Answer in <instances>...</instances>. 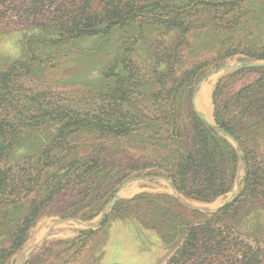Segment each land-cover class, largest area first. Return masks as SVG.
Instances as JSON below:
<instances>
[{"label":"trees","instance_id":"trees-1","mask_svg":"<svg viewBox=\"0 0 264 264\" xmlns=\"http://www.w3.org/2000/svg\"><path fill=\"white\" fill-rule=\"evenodd\" d=\"M251 1L0 0V29L2 16L21 13L20 21L55 36L44 38L43 47L66 46L74 39L108 43L118 35L121 50L99 76L107 83L94 91L87 108L63 103L48 90L28 96L24 81L34 69L28 61L16 60L0 72V227L11 229L0 242V264L23 247L40 213L63 192L80 190L87 209L79 219L95 218L119 184L114 173L162 178L183 197L200 202L231 191L236 150L191 102L207 64L196 62L202 47L194 32L241 30L246 22H241L245 10L240 2H247L246 9ZM205 12L213 19L203 22ZM225 40L228 46L215 49L212 68L235 52L230 37ZM247 47L249 60H264L263 46ZM32 57L41 63L34 52ZM222 88L218 80L211 93L213 120L238 143L242 162H251L264 115V73L229 97L222 98ZM39 129L48 134L41 137V149L34 148V154L24 149L17 158L19 138ZM115 156L121 162L108 161ZM20 163L23 168L16 171ZM259 179L264 176L247 167L237 196L213 212L180 203L202 219L168 225L165 234L177 243L164 264H264V247L244 239L231 222L243 193L251 189L255 194V186L264 189ZM19 204L26 207L14 221L8 208ZM123 204L117 202L115 209ZM77 205L65 217L78 213ZM161 212L173 216L166 208Z\"/></svg>","mask_w":264,"mask_h":264},{"label":"rangeland","instance_id":"rangeland-1","mask_svg":"<svg viewBox=\"0 0 264 264\" xmlns=\"http://www.w3.org/2000/svg\"><path fill=\"white\" fill-rule=\"evenodd\" d=\"M245 3L247 2H240L245 10L241 22H246L241 30L227 31V28L221 31L219 28L218 31L211 30L212 34L209 31L203 32L205 29L203 33L201 29L194 32L196 43L202 47L196 62L207 61L203 71L204 76L213 73L201 86L199 92L208 85L213 89L220 80L223 85L222 98L229 97L240 88L257 80L261 72L264 73V70L259 69L260 67L240 66L244 62H255L245 55L250 43L255 47H264V0H252L246 9ZM20 14L2 16L4 27L0 29V72L5 71L16 60L28 61L34 66L32 75L24 81L28 96L34 97L38 92L48 90L55 92L63 103H70L80 108L91 107L90 104L95 100L94 91L101 89L107 83L104 77L99 76H102L104 68L121 52L118 35H111L108 43L95 42L92 39H74L67 42L66 46L43 47L44 38L53 39L55 36H50L49 31L40 34L35 26L20 21ZM203 16V22L213 19V15L207 12ZM200 36L204 37L200 38ZM212 37L215 39L212 40ZM228 37L230 44L234 45L231 51L235 50V52L232 56L223 59L220 66L212 68L215 49L228 46L225 40ZM33 52L40 57L41 63L31 60ZM225 66L231 68L216 71ZM195 87L196 85L193 91ZM196 106L198 110L204 112L198 103ZM210 106L212 108L211 101ZM212 114L213 111L209 118L206 116L207 119H213ZM261 118L259 137L254 143L255 157L251 162H241L237 191L234 179L231 191L210 202L184 197L185 203L176 196L171 184L165 180L114 173V179L119 180V184L95 218L89 221L79 219L81 213L87 209L80 190L71 189L61 193L40 213L34 226L28 231L23 247L12 254L4 264H164L171 254V246L177 243L173 241V237L165 234L168 225L176 226L182 218L190 221L202 219L201 216L188 212L180 206V203L204 213L213 212L224 204L232 202L237 196L247 167L255 168L256 173L264 176L263 114ZM47 135V132L41 129L22 135L15 152L17 158H21L24 149L27 151L26 154H34V148L41 149V145L45 143L42 142V138H47ZM242 156H244L243 152ZM111 160L114 161L112 163H119L122 159L115 156L108 159L109 162ZM20 165L15 167L16 171L23 168L22 163ZM258 181L264 184V179ZM250 190L245 191L240 197V202L234 205L238 207V211L231 222L244 239L254 246L264 247V189L255 186V194ZM115 195H118V199L110 209H106ZM117 202L124 204L115 209ZM75 204H78L77 208L81 210L73 217H65V212ZM25 207L21 204L9 207L8 209L12 211L11 218L16 221L15 218L20 217ZM162 208L169 210L173 216L162 214ZM69 212H73L72 209H69L67 214ZM88 222L97 223L89 227L86 225ZM10 233L9 225L1 226L0 242L4 243Z\"/></svg>","mask_w":264,"mask_h":264},{"label":"water","instance_id":"water-1","mask_svg":"<svg viewBox=\"0 0 264 264\" xmlns=\"http://www.w3.org/2000/svg\"><path fill=\"white\" fill-rule=\"evenodd\" d=\"M246 66V67H262L264 66V60H255V62H244V63H241L240 66ZM229 66H225V67H222V68H219V69H216V71H221V70H228ZM214 71V72H216ZM213 73L210 72L208 73L206 76H203V78L196 84V87L192 93V98H191V102H192V105H193V109L194 111L197 113V115L202 119L204 120L211 128H213L217 133L221 134L222 136H224L225 138H227L231 144L234 146L235 150H236V153H237V157H238V170H237V173H236V178H235V188H236V191L238 189V178H239V174L241 172V162H242V151L238 145V143L228 134L226 133L224 130H222L221 128H219L215 122L213 121V119L211 118V120H208L206 118V116L200 111L198 110L197 106H196V97L198 95V92L201 88V86L205 83V81L212 75ZM155 179H162V178H155ZM164 180V179H162ZM167 181V180H165ZM169 184H171L169 181H167ZM171 187H172V184H171ZM172 190L173 192L176 194V196L181 199L183 202L186 201V199L181 195L179 194L173 187H172ZM118 199V195H115L112 200L109 202L108 206L106 207V209H110L114 203L116 202V200ZM186 203V202H185ZM225 205V204H224ZM74 222L76 223H81L79 222L78 220H73ZM97 222H88L86 225H88L89 227L93 226V224H95Z\"/></svg>","mask_w":264,"mask_h":264},{"label":"bare ground","instance_id":"bare-ground-1","mask_svg":"<svg viewBox=\"0 0 264 264\" xmlns=\"http://www.w3.org/2000/svg\"><path fill=\"white\" fill-rule=\"evenodd\" d=\"M199 95L196 97L197 103L202 107L203 113H205V116L209 118V115L211 113L208 94H209V87H204ZM210 120V119H209Z\"/></svg>","mask_w":264,"mask_h":264},{"label":"crops","instance_id":"crops-1","mask_svg":"<svg viewBox=\"0 0 264 264\" xmlns=\"http://www.w3.org/2000/svg\"><path fill=\"white\" fill-rule=\"evenodd\" d=\"M208 87H209V94H208L209 97H208V99H209V104H210V101H211V93H212V90H213V89H211V87H210L209 85H208ZM203 88H204V87H203ZM203 88H202V89H203ZM213 88H214V87H213ZM202 89H201V90H202ZM210 89H211V91H210ZM200 92H201V91H200ZM200 92H199V93H200ZM198 95H199V94H198ZM211 105H212V102H211ZM210 109H211V112H212V111H213V106H212V108H211V106H210ZM204 115H205V114H204ZM206 118H207V117H206ZM208 120H209V119H208Z\"/></svg>","mask_w":264,"mask_h":264}]
</instances>
